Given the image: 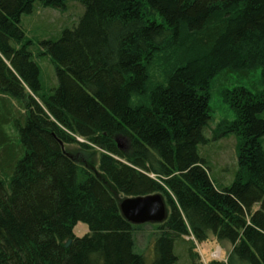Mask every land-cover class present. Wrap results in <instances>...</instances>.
Instances as JSON below:
<instances>
[{"label": "trees", "instance_id": "obj_1", "mask_svg": "<svg viewBox=\"0 0 264 264\" xmlns=\"http://www.w3.org/2000/svg\"><path fill=\"white\" fill-rule=\"evenodd\" d=\"M69 1L0 0V264H175L177 241L200 264L187 236L232 245L209 264H264V0H77L78 24L41 42L46 93L22 17ZM233 72L252 88L221 89L235 118L214 130ZM225 134L228 185L198 148ZM155 193L169 215L149 263L120 201Z\"/></svg>", "mask_w": 264, "mask_h": 264}, {"label": "rangeland", "instance_id": "obj_2", "mask_svg": "<svg viewBox=\"0 0 264 264\" xmlns=\"http://www.w3.org/2000/svg\"><path fill=\"white\" fill-rule=\"evenodd\" d=\"M84 6L77 0H71L67 3L65 9H55L50 7H42L36 4L34 11L31 14H24L22 17V24L25 29L27 38L33 42V50L35 52V60L41 68V77L46 85L45 92H52L58 82L55 73V67L49 55H39L45 50L41 44L42 41L52 38H58L63 30L67 28H74L82 14L84 13ZM254 80L260 82L262 77L261 69L256 70L251 75ZM254 81V82H256ZM234 86H244L252 88L250 82L245 78H240L237 72L231 73L228 80H225L220 89H215L211 96V109L214 123L212 129L215 130L217 125H220L225 120H233L235 113L223 98L221 89H232ZM16 104V101L10 98ZM211 132V131H209ZM16 134L15 132H13ZM209 135V134H208ZM211 141L208 144L199 145V151L210 162L212 167V178L217 184L228 185L231 184L235 178V172L238 167L237 157V141L234 135L225 134L219 137L210 136ZM82 141V138H77ZM84 141V140H83ZM139 229L135 230V251L143 254L147 261L151 263L155 257L153 242L155 239V228L152 224H142ZM89 232L87 224L81 222L75 229L74 233L78 237H82ZM186 239L194 240V254H196V261L200 264H209L212 260L225 261L232 245L217 241L211 237L207 241L198 242L193 236L186 237ZM187 242V241H186ZM190 242L180 245L179 241L175 243V252L178 254L179 260L175 264H191L189 256V249H191Z\"/></svg>", "mask_w": 264, "mask_h": 264}, {"label": "water", "instance_id": "obj_3", "mask_svg": "<svg viewBox=\"0 0 264 264\" xmlns=\"http://www.w3.org/2000/svg\"><path fill=\"white\" fill-rule=\"evenodd\" d=\"M120 210L133 225L163 223L169 215L167 203L160 193L125 197L120 201Z\"/></svg>", "mask_w": 264, "mask_h": 264}, {"label": "bare ground", "instance_id": "obj_4", "mask_svg": "<svg viewBox=\"0 0 264 264\" xmlns=\"http://www.w3.org/2000/svg\"><path fill=\"white\" fill-rule=\"evenodd\" d=\"M81 142H84V141L82 140ZM118 144H120L121 146L119 145V147L122 148L121 141L118 140ZM141 225H142V224H141Z\"/></svg>", "mask_w": 264, "mask_h": 264}]
</instances>
